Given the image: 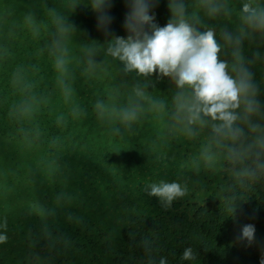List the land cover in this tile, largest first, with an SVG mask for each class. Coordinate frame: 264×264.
<instances>
[{"label":"trees","instance_id":"trees-1","mask_svg":"<svg viewBox=\"0 0 264 264\" xmlns=\"http://www.w3.org/2000/svg\"><path fill=\"white\" fill-rule=\"evenodd\" d=\"M132 2L103 0L94 7L96 0H0V143L8 146L13 159L22 161L0 181V194L8 183L16 191L6 199L8 204L20 200L24 186L54 187L62 198L79 194L83 187L84 201H91L92 184L81 186L80 181L95 182L97 174L102 176L100 166L104 169L110 155L118 159L121 142L149 139L155 129L167 136L178 131L183 116L179 104L182 95L190 96L189 87L182 89L171 77L155 72H126L123 62L108 52L116 37L132 35L125 28ZM147 2L159 27L180 19L171 6L182 4L185 22L201 32L212 30L220 48L218 60L227 64L232 76L241 64L251 73L259 112L264 114V30L241 17L242 4L250 0ZM251 2L264 7V0ZM216 7L220 10L209 14ZM105 16L109 21L102 24ZM59 22L66 33H61ZM58 59L66 70H58ZM237 110L244 114L243 104ZM125 112L135 115L125 118ZM176 139L169 144L177 152ZM225 143L232 153L221 171L217 194L172 201L165 211L130 219L122 230L128 256L122 264H160L161 258L166 264H260L264 250L255 234L264 225V158L236 142L231 146L226 137L222 146ZM44 197L48 199V193ZM46 206L48 202L41 209ZM3 214L0 221L13 227L10 212ZM248 224L255 228L251 242L241 238ZM93 225L85 223L70 232L66 244L76 258L74 249L89 247L85 241L91 236L98 238L90 242L93 246H110L107 235ZM93 229L97 233L91 235ZM188 247L194 258L182 260ZM98 255L94 250L93 259L100 260Z\"/></svg>","mask_w":264,"mask_h":264},{"label":"rangeland","instance_id":"rangeland-1","mask_svg":"<svg viewBox=\"0 0 264 264\" xmlns=\"http://www.w3.org/2000/svg\"><path fill=\"white\" fill-rule=\"evenodd\" d=\"M238 116L241 118L236 121V126L244 131L242 133L245 136L230 139L231 146L236 142L251 153L258 151L260 157L264 158V149L257 147L255 143L258 137L264 136V114H253L248 121L243 119L244 114ZM182 117L180 126L176 128L178 131L172 132L170 136L155 129L154 132L151 131L155 134L149 139L121 142L118 159L110 155L105 159L107 165H104V169L100 166L102 176L97 174L95 182L89 179L80 181L81 186L83 183L86 185L87 181L92 184L89 187L93 190L90 193L92 202L84 201L87 194L83 187H79V194L62 198L54 187L47 189L44 186H24L19 189L20 200L15 202L16 197L13 200L15 203L8 204L6 199L16 192L8 183L9 188L3 189L0 194V216L4 215V211L10 212L7 218L13 227L7 225L8 239L0 244V264H122L128 260L124 252L126 244L122 241V230L127 222L133 217L169 208L158 197L148 195L150 184L161 181L179 183L185 189V194L173 201L215 196L216 187L222 180L221 171L229 162L232 151L227 149V143L222 146L225 137L213 130L212 125L218 122L203 117L205 123L187 126ZM250 125H258L259 128L253 131ZM187 127H191V132ZM175 137L174 147L177 152L169 144ZM112 140L111 137L110 141ZM119 148L114 147L117 150ZM10 155L8 146L0 143V181L7 178L8 172L13 171L12 167L21 166V159H13ZM257 156L256 154L255 157ZM111 159L117 163H112ZM47 193L48 199L44 197ZM47 202L48 206L42 210L41 207ZM54 220L56 221L53 223ZM92 222L96 224L93 228L98 226L107 235L110 246L106 250L99 249L100 243L99 246H93L91 243L98 238L91 236L85 242L93 248H82L81 252L74 249L79 253L76 258L71 246L66 244L70 241L67 240L70 232ZM93 233H97L96 230L93 229L91 235ZM255 237L258 247L264 250V225L259 228ZM94 250L100 251V260L93 259Z\"/></svg>","mask_w":264,"mask_h":264},{"label":"clouds","instance_id":"clouds-1","mask_svg":"<svg viewBox=\"0 0 264 264\" xmlns=\"http://www.w3.org/2000/svg\"><path fill=\"white\" fill-rule=\"evenodd\" d=\"M103 0H96L94 7H99ZM176 22H169L163 27L154 23V15L150 14L147 0H133L131 11L125 20V28L132 35L116 37L110 44L108 52L123 62L126 72L135 71L138 75L149 76L154 72L160 76L171 77L176 85L191 90L190 96L182 95L179 110L187 126L205 123L208 117L214 123L215 133L231 140H236L242 129L236 126L238 113L236 110L243 104V119L259 112L260 105L255 99L256 91L252 83L251 73L241 64L236 76L227 71V64L218 60L219 45L212 30L198 31L182 19L183 5L171 6ZM219 7L210 10L215 14ZM241 17L250 26L264 30V7L254 5L251 0L241 7ZM108 17H102L106 24ZM60 23L61 33L68 29ZM145 27L148 31H145ZM240 62L239 53H236ZM58 70L64 71V61L57 60ZM140 94V93H138ZM134 112H125V118L134 117ZM256 131L258 125H250ZM191 132V127H187ZM257 147L264 149V136L256 140ZM185 194V189L177 182H159L148 186V195L155 196L167 207L172 201ZM7 222L0 221V244L7 241ZM254 225H245L241 230V238L251 242L254 238ZM194 253L191 247L185 248L182 260H192ZM160 264H166L161 258ZM260 264H264V257Z\"/></svg>","mask_w":264,"mask_h":264}]
</instances>
